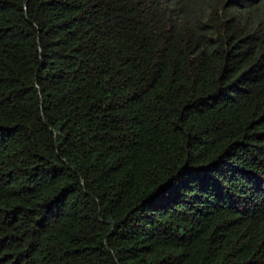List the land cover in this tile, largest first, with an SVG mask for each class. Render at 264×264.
Masks as SVG:
<instances>
[{"label":"trees","instance_id":"16d2710c","mask_svg":"<svg viewBox=\"0 0 264 264\" xmlns=\"http://www.w3.org/2000/svg\"><path fill=\"white\" fill-rule=\"evenodd\" d=\"M0 264H264V0H0Z\"/></svg>","mask_w":264,"mask_h":264}]
</instances>
